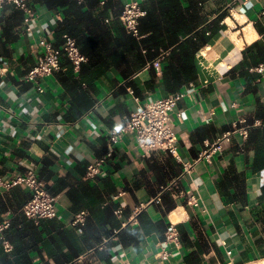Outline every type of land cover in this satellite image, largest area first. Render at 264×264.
<instances>
[{
	"label": "crops",
	"instance_id": "1",
	"mask_svg": "<svg viewBox=\"0 0 264 264\" xmlns=\"http://www.w3.org/2000/svg\"><path fill=\"white\" fill-rule=\"evenodd\" d=\"M126 1L28 0L34 12L28 33L22 10L0 7V176L34 169L56 197L55 216L34 222L21 212L28 189L0 188V219L10 222L0 235V264H260L264 71L254 67L264 64V0L180 1L186 18L195 3L199 29L208 34L189 53L191 80L182 69L187 52L176 44L157 67L145 66L151 52L140 40L149 32L138 39L126 33L118 17ZM135 1L146 12L148 1ZM62 34L75 37L85 57L78 69L61 57L59 70L25 80L41 52L39 39L58 45ZM175 92L184 94L171 113L179 159L161 150L143 155L126 134L101 172L84 177L86 164L105 152L109 128L138 105ZM238 120L257 125L170 185L181 161ZM163 186L170 188L155 201ZM188 194L198 205L188 203ZM79 211L85 220L72 225ZM171 223L178 241L164 245Z\"/></svg>",
	"mask_w": 264,
	"mask_h": 264
},
{
	"label": "built area",
	"instance_id": "2",
	"mask_svg": "<svg viewBox=\"0 0 264 264\" xmlns=\"http://www.w3.org/2000/svg\"><path fill=\"white\" fill-rule=\"evenodd\" d=\"M78 3L83 0H77ZM13 4L16 8L25 13L23 22V31L28 33L31 31V22L34 18V12L28 4V0H0V7L5 4ZM144 11L135 0H127L118 17L121 20L126 33L135 38H139L138 23L140 17L144 15ZM41 47V52L37 56L33 67L25 74V80L40 81L53 71L61 68L60 59L65 57L73 69H78L79 65L85 60V57L80 53L76 39L68 34L61 35V42L56 45L49 39L41 37L38 41ZM168 50L161 51L158 56L151 62L145 64L146 67L155 66L168 55ZM257 71H264V64H259L254 67ZM36 90L42 92L44 90L42 82L36 86ZM131 92V91H130ZM182 92L168 94L156 100L146 101L129 114L123 123L111 127L106 133V150L103 154L93 157L85 166L84 177L94 178L101 172L104 164L112 157L114 146L119 142L123 135H130L137 147L143 152V155H148L152 150H161L171 153L175 158L179 159L177 152L178 139L173 131L171 122V113L176 105V102L182 98ZM101 102L94 106H99ZM257 122L247 123L244 120L234 121L231 128L225 131L222 135L214 139L210 143H206L198 152L197 156L189 161H181L182 170L178 177L171 182L173 185L177 180L191 173V170L199 161H209L215 152H218L224 143L228 142L234 135H240L246 138L249 129L256 126ZM16 185H23L28 189L29 196L21 207V212L28 219L37 222L40 219H49L55 216V201L56 197L48 191L44 182L37 176L34 169H26L23 172L12 171L8 179H3L0 176V188L10 189ZM170 186L160 188L155 201L159 196ZM186 195V193H183ZM188 203L198 205V199L193 194H188ZM121 208L116 207L114 214L117 217L121 216ZM86 211H79L74 214L71 221L72 225L83 223ZM133 219V218H132ZM10 222L7 218L0 219V235L9 226ZM178 241V233L175 226L171 223L164 232L163 244L168 242ZM101 247V246H99ZM93 249H89L86 253L77 257L76 260L91 253ZM229 253V251H227ZM168 252L162 249L161 256L166 257Z\"/></svg>",
	"mask_w": 264,
	"mask_h": 264
},
{
	"label": "trees",
	"instance_id": "3",
	"mask_svg": "<svg viewBox=\"0 0 264 264\" xmlns=\"http://www.w3.org/2000/svg\"><path fill=\"white\" fill-rule=\"evenodd\" d=\"M147 1L148 7L146 8V12L138 23L139 35L143 32H149L145 38L140 40L142 44L144 43L143 50L151 52V56H147L144 64L154 60L161 51L168 50L169 55L174 50L171 45L176 44L178 45V50L183 48L187 52V63L184 59L182 62L184 73L185 69H187V80L194 79L196 72L195 69H193L192 73H190V62L188 60L189 53L191 50L192 52L195 51L208 37V34H205L206 27L203 28L204 31L202 32V28L199 29V23L197 22L194 8L195 3L191 4L190 2V5L186 8L192 11V13L188 15V18H186L185 14L187 10H182L180 6L181 0ZM209 31L210 33L213 32L212 29ZM163 32L165 33L166 38L162 34ZM182 34H184V36L187 35V38L180 41L179 35Z\"/></svg>",
	"mask_w": 264,
	"mask_h": 264
},
{
	"label": "bare ground",
	"instance_id": "4",
	"mask_svg": "<svg viewBox=\"0 0 264 264\" xmlns=\"http://www.w3.org/2000/svg\"><path fill=\"white\" fill-rule=\"evenodd\" d=\"M237 17V19L239 20V21H241V18L240 17H238V16H236ZM226 21L228 22V23H230V19L229 18H226ZM226 22V23H227ZM231 25V24H230ZM250 31V30H249ZM252 32V31H251ZM227 33V32H226ZM248 33V32H247ZM233 34V33H232ZM246 34V33H245ZM251 35H253L252 33H250ZM249 35V34H248ZM239 37V36H238ZM252 37V36H251ZM230 39V38H229ZM245 39H246V37H245ZM236 40V39H235ZM248 40H249V37H248ZM253 40V39H252ZM245 43V42H244ZM244 47V46H243ZM240 53V52H239ZM238 53V54H239ZM234 56V55H233ZM228 57V56H227ZM232 61H233V59H232ZM219 65V64H218ZM217 67V66H216ZM217 69H218V67H217ZM261 264H264V260H262V262H261Z\"/></svg>",
	"mask_w": 264,
	"mask_h": 264
},
{
	"label": "rangeland",
	"instance_id": "5",
	"mask_svg": "<svg viewBox=\"0 0 264 264\" xmlns=\"http://www.w3.org/2000/svg\"><path fill=\"white\" fill-rule=\"evenodd\" d=\"M261 264V263H260Z\"/></svg>",
	"mask_w": 264,
	"mask_h": 264
}]
</instances>
